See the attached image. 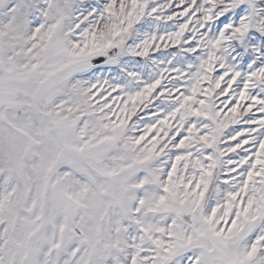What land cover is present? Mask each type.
Masks as SVG:
<instances>
[{
    "label": "snow or ice",
    "instance_id": "snow-or-ice-1",
    "mask_svg": "<svg viewBox=\"0 0 264 264\" xmlns=\"http://www.w3.org/2000/svg\"><path fill=\"white\" fill-rule=\"evenodd\" d=\"M0 264H264V0H0Z\"/></svg>",
    "mask_w": 264,
    "mask_h": 264
}]
</instances>
